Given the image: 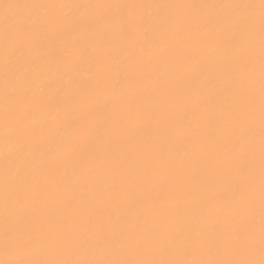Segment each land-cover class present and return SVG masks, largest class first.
Wrapping results in <instances>:
<instances>
[{
  "label": "rangeland",
  "instance_id": "374dc122",
  "mask_svg": "<svg viewBox=\"0 0 264 264\" xmlns=\"http://www.w3.org/2000/svg\"><path fill=\"white\" fill-rule=\"evenodd\" d=\"M0 19V264H264V0Z\"/></svg>",
  "mask_w": 264,
  "mask_h": 264
},
{
  "label": "bare ground",
  "instance_id": "6f19581e",
  "mask_svg": "<svg viewBox=\"0 0 264 264\" xmlns=\"http://www.w3.org/2000/svg\"><path fill=\"white\" fill-rule=\"evenodd\" d=\"M74 1H75V0H74ZM220 2H221V1H220ZM70 3H71V2H70ZM73 3H74V2H73ZM216 3H217V2H216ZM71 4H72V3H71ZM71 4H70V5H71ZM66 5H68V4H66ZM74 5H75V4H74ZM73 7H75V6H73ZM51 8H53V7H51ZM26 10H27V9H26ZM28 10H29V9H28ZM72 10H73V9H72ZM72 10H71V11H72ZM13 14H14V13H13ZM15 14H16V13H15ZM25 14H26V13H25ZM16 15H18V14H16ZM17 17H18V16H17ZM149 17H150V16H149ZM149 17H148V18H149ZM23 18H24V17H23ZM151 18H152V16H151ZM151 18H150V19H151ZM154 18H155V17H154ZM156 19H157V17H156ZM156 19H154L155 22H156ZM1 21H2V20L0 19V22H1ZM152 21H153V20H152ZM155 22H154V23H155ZM152 23H153V22H152ZM151 29H152V28H151ZM201 29H202V28H201ZM201 29H200V30H201ZM146 30H147V29H146ZM150 31H151V30H150ZM148 32H149V31H148ZM261 35H263V34H261ZM146 43H147V42H146ZM103 45H104V44H103ZM104 46H105V45H104ZM147 46H149V45H147ZM85 47H86V46H85ZM83 48H84V47H83ZM81 49H82V48H81ZM87 49H88V48H87ZM166 49H168V48H166ZM253 50H254V49H253ZM84 51H85V50H84ZM86 51H87V50H86ZM86 51H85V53H86ZM171 51H172V50H171ZM166 52H167V51H166ZM82 53H83V52H82ZM131 53H132V52H131ZM133 53H134V52H133ZM167 53L170 54V53H172V52L169 51V52H167ZM133 55H134V54H133ZM113 57H114V56H113ZM109 58H110V57H109ZM118 58H119V57H118ZM117 60H118V59H117ZM107 61H108V63H107V62H106V63L104 62V63L106 64L105 66L109 65V62H112V63H110L109 66H112V65L115 63L113 60H112V61H109V60L107 59ZM119 61H120V60H119ZM54 62H55V61H54ZM116 62H117V61H116ZM118 63H119V62H118ZM120 63H122V62H120ZM123 63H124V62H123ZM115 64H117V63H115ZM55 65H57V64H55ZM55 65H54V66H55ZM58 65H59V64H58ZM122 65H124V64H122ZM113 66H114V65H113ZM116 66L119 67V65H116ZM124 66H125V65H124ZM55 67H56V66H55ZM55 67H53V68L55 69ZM165 67H167V66H165ZM165 67H164V68H165ZM53 68H52V69H53ZM105 68H106V67H105ZM110 68H111V67H110ZM114 68H115V67H114ZM121 68H123V66H122ZM49 69H50V68H49ZM107 69H109V68H107ZM123 69H125V68H123ZM87 70H88V68H87ZM82 71H83V70H82ZM82 71H81V72H82ZM85 71H86V70H85ZM168 71H169V68H168ZM79 72H80V70H79ZM155 72H156V71H155ZM26 73H27V72H26ZM52 73H53V71H52ZM77 73H78V71H77ZM82 73L85 75V77H87L86 74H88L89 72L87 73V71H86V72H82ZM82 73L80 74L81 76H83ZM73 74H74V72H73ZM23 75H25V74H23ZM49 75H50V74H49ZM88 75H89V74H88ZM26 76H27V74L25 75V77H26ZM76 76H77V75H76ZM156 76H157V75H156ZM17 77H18V76H17ZM73 77H75V76H73ZM21 78L24 79L23 76H22ZM75 78H76V77H75ZM77 78L80 79L79 76H78ZM83 78H84V77H83ZM151 78H152V77H151ZM18 79H19V78H18ZM46 79H47V78H46ZM46 79H45V80H46ZM67 79H68V78H67ZM70 79H71V78H70ZM155 79H157V78H155ZM73 80H74V79H73ZM76 80H78V79H76ZM76 80H74V81H76ZM132 80H133V79H132ZM20 81H21V79H20ZM65 82H66V81H65ZM124 82L126 83L125 80H124ZM43 83H44V82H43ZM71 83H72V82H71ZM122 83H123V82H122ZM134 83H135V82H134ZM44 84H45V83H44ZM43 86H44V85H43ZM43 86L41 87V89L43 88ZM46 86H47V84H46ZM120 86H121V85H120ZM126 86H127V84H126ZM118 87H119V85H118ZM121 87H124V84H123V86H121ZM45 89H46V88H45ZM120 89H122V88H120ZM120 89H119V91H120ZM123 89H124V88H123ZM125 90H126V89H125ZM64 107H66V106H64ZM52 111H53V110H52ZM68 111H69V110H67V112H68ZM49 113H50V112H49ZM51 116H52V115H50V116H48V117L45 116L46 120L49 119ZM53 117H54V116H53ZM53 117H51V118L53 119ZM40 119H41V118H40ZM43 120L45 121V119H43ZM49 120H51V119H49ZM28 122H29V121H28ZM36 122H38V121H36ZM42 122H43V121H42ZM10 125H11V124H10ZM10 125H7V126H9V127H7V126L5 127V126H4V128H0V134H1V135H0V138H1V139L3 138V134H6V131H7V132H10L11 129L13 130V129L15 128V130H16V128L18 127V126H17L18 124H17V125H15V124L12 125L13 127L10 126ZM25 125H28V124H25ZM14 126H16V127H14ZM18 128H19V127H18ZM1 131H2V132H1ZM3 132H4V133H3ZM2 133H3V134H2ZM95 133H96V132H95ZM95 133H94V134H95ZM92 137H94V136H92ZM3 140H4V139H3ZM1 143H2V142H1V140H0V144H1ZM4 143H5V141H4ZM0 147H1V145H0ZM3 147H4V146H3ZM127 164H128V163H127ZM147 164H148V163H147ZM129 165H130V167H131V164H129ZM144 165L146 166V164H144ZM127 166H128V165H127ZM140 167H141V165H140ZM132 169H133V168H132ZM141 169H143V167H142ZM139 170H140V169H139ZM9 173H10V172H9ZM11 173H12V172H11ZM11 173H10V174H11ZM13 174H15V172L12 173V175H13ZM116 174L118 175V172H117ZM37 189H39V188H37ZM37 189H36V190H37ZM40 189H42V188H40ZM117 189H118V188H117ZM8 190H9V189H8ZM42 190L44 191V189H42ZM103 190H104V189H103ZM118 190H119V189H118ZM28 192H30V191H28ZM32 192H34V190H33ZM35 192H36V191H35ZM40 192H41V190H40ZM102 193H103V192L101 191V194H102ZM26 194H27V193H26ZM30 194L32 195V194H34V193H30ZM38 194H39V193H38ZM25 196H26V195H25ZM32 196H33V195H32ZM24 198H25V197H24ZM12 201H13V199H12ZM79 202L81 203L82 201L79 200ZM77 203H78V202H77ZM15 204H16V202H15ZM74 204H75V203H74ZM74 204H73V206L75 207L76 205H74ZM11 205H12V204H11ZM15 206H16V205H15ZM71 206H72V205H71ZM77 206H79V205H77ZM72 209L75 210L76 207H75V208H72ZM125 216H126V215H125ZM122 219H123V218H122ZM199 219H200V218H199ZM199 219H198V220H199ZM203 220H204V219H203ZM123 221H124V220H123ZM195 225H196V223H195ZM190 226L192 227V225H190ZM190 226H189V227H190ZM197 226H198V225H197ZM199 226H200V225H199ZM120 234H121V233H120ZM121 235H122V234H121ZM139 235H140V234H139ZM117 236H118V233H117ZM124 236H126V235L124 234ZM131 236H132V235H131ZM121 237H123V236H121ZM138 237H139V236L136 234V238H138ZM116 238H118V237H116ZM126 238H127V237H126ZM128 238H129V236H128ZM131 239H133V238H131ZM117 240H118V239H117ZM121 240H122V239L120 238L119 241H121ZM111 244H112V243H111ZM116 244H117V243L114 242L115 247H117ZM120 244H121V243H120ZM114 245H113V246H114ZM118 245H119V243H118ZM121 246H123V245H120V247H121ZM123 247L126 248L125 246H123ZM117 248H118V247H117ZM117 248H115V250H116ZM110 249H111V248H110ZM104 250H105V249H104ZM104 250H103V251H104ZM124 250H125V249H124ZM255 250H256V249H255ZM28 251H29V250H28ZM95 252H96V251H95ZM97 252H98V251H97ZM105 252H106V251H105ZM126 252H127V251H126ZM99 253H100V252H99ZM35 254H36V253H35ZM89 254H91V253H89ZM89 254H88V255H89ZM94 254H95V253H94ZM97 254H98V253H97ZM97 254H96V256H98ZM100 254H101V253H100ZM32 255H33V254H32ZM4 256H5V255H4ZM91 256H92V255H91ZM96 256H93V257L97 258ZM102 256H103V255H102ZM2 257H3V256H2ZM93 257H92V258H93ZM100 257H101V255H100ZM87 258H88V257H87ZM92 258H91V259H92ZM95 258H93V260H95ZM4 259H7V258H4ZM8 259H9V258H8ZM8 259H7V260H8ZM98 259H99V258H98ZM98 259H97V260H98ZM10 260H11V258H10ZM87 260H88V259H87ZM87 260H86V261H87ZM99 260H100V259H99ZM4 261H5V260H4ZM11 262H12V261H11ZM17 262H18V260H17ZM89 262H91V261H89ZM3 263H5V262H3ZM9 263H10V261H9ZM7 264H8V262H7ZM10 264H11V263H10Z\"/></svg>",
  "mask_w": 264,
  "mask_h": 264
}]
</instances>
